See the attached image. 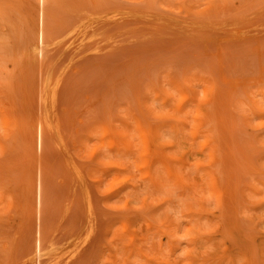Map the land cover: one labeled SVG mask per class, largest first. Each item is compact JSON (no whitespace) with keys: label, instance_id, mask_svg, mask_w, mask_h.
I'll use <instances>...</instances> for the list:
<instances>
[{"label":"rangeland","instance_id":"rangeland-1","mask_svg":"<svg viewBox=\"0 0 264 264\" xmlns=\"http://www.w3.org/2000/svg\"><path fill=\"white\" fill-rule=\"evenodd\" d=\"M44 8L0 0V264H264V0Z\"/></svg>","mask_w":264,"mask_h":264},{"label":"bare ground","instance_id":"bare-ground-1","mask_svg":"<svg viewBox=\"0 0 264 264\" xmlns=\"http://www.w3.org/2000/svg\"><path fill=\"white\" fill-rule=\"evenodd\" d=\"M48 0H39V2L42 4V9H41V16L43 17L45 15V8H44V5L45 3L47 2ZM74 30V29H73ZM68 31H72V29L68 30ZM38 43L40 45H44V44H47V40L45 38V35L43 33V31H41V33L39 34L38 36ZM36 46V45H35ZM42 128H46V125H43ZM41 246L39 245V250H40ZM42 256H44V253L43 252H39L37 258L38 260L42 258ZM36 258V259H37Z\"/></svg>","mask_w":264,"mask_h":264}]
</instances>
